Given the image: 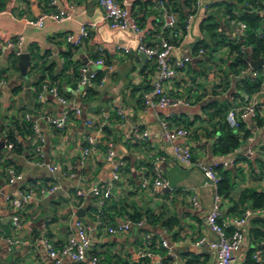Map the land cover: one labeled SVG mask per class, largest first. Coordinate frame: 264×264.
<instances>
[{
	"label": "crops",
	"instance_id": "0c3cea01",
	"mask_svg": "<svg viewBox=\"0 0 264 264\" xmlns=\"http://www.w3.org/2000/svg\"><path fill=\"white\" fill-rule=\"evenodd\" d=\"M121 2L137 14L146 44L157 43L162 36L174 38L173 41L168 39L176 45L174 57L191 58L186 69L165 84L171 92L186 97L190 105L166 109L144 106L143 93L152 88L157 72L147 56L136 51L137 41L132 32L109 26L98 0H56L55 5H51L50 0H0V10L4 11L0 14V71L5 77L0 95V264H56L46 241L56 247L62 246L75 233L78 220L90 228L91 252L102 256L108 264H217L208 246L216 236L206 222L215 190L205 183L201 167L182 165L174 154L173 144L163 142L162 120H167L171 127L185 126L191 130L188 146L195 161L211 165L222 159L234 160L228 167L234 188L229 197L223 198V219L239 216L238 211L243 213L246 208H257L251 198L240 202L244 189L264 193L262 117L261 123L252 118L244 120L251 136L236 152L222 156L214 152L220 135L216 132L219 118H211L215 108H208V104L229 102L234 107L250 97L236 98V77L233 75L229 77L230 87L224 88L222 80L231 63L227 48L212 56L196 51L198 43L208 39V33L200 28L202 18L214 9L199 10L191 30L184 34L179 25L175 29L164 28V10L157 0ZM58 10L66 11L70 18L61 22L50 19L43 27L26 23L28 18H39L43 13ZM86 24L89 36L80 46L70 45L67 35L77 33ZM222 30L230 37L242 34V29L232 21L222 24ZM11 41L15 42L14 47L7 46ZM124 47L129 48V52ZM18 52L31 54L26 75L18 65ZM15 56L17 63L12 60ZM96 57L103 59L105 64L97 66V70L91 65L90 69L102 73V78L86 85L79 100L71 93L72 90L80 92L83 87L74 86L75 70ZM261 66V90L254 95L264 104V65ZM46 68H51L58 76L56 81ZM44 72L45 83L61 84L68 103H62L52 92L39 88ZM69 109L70 118L62 130L45 119L47 115L59 117ZM76 109L80 113H76ZM27 113L32 115L45 138L40 154L27 139H22V153L10 152L5 144L3 127L23 120ZM136 127L149 132L146 142L134 140L132 132ZM238 134L243 136V132ZM89 137L95 138L99 147L82 160ZM183 142V138L176 141ZM109 144L113 145L117 158L126 162L118 180L113 178V165L104 158ZM156 156L164 158L160 166L170 188L153 191L143 188L141 182L144 174L152 176V160ZM39 158L46 164H38ZM8 162L21 174L15 183L7 181L5 164ZM107 183L111 184V195L104 208L106 221L100 225L102 215L100 218L97 198L81 197L76 191ZM51 184H57L58 188L52 193L41 194V188ZM27 189L33 190L34 195L19 212L21 223L16 226L10 199ZM191 195L197 196L198 207L190 201ZM122 207L143 215L149 212L156 220L151 224L145 222L140 230L132 228L127 233L111 234L106 226L128 221L126 213L121 212ZM256 216H264V212ZM256 216L243 226L245 240L235 253L234 264H264L257 263L252 255L261 250L264 262V240H253L251 233ZM146 233L152 234L154 255L144 260L139 252L147 246ZM202 238L207 244L196 245ZM10 240L20 242L12 244ZM62 264H87V261L74 262L64 257Z\"/></svg>",
	"mask_w": 264,
	"mask_h": 264
},
{
	"label": "built area",
	"instance_id": "2783aa9c",
	"mask_svg": "<svg viewBox=\"0 0 264 264\" xmlns=\"http://www.w3.org/2000/svg\"><path fill=\"white\" fill-rule=\"evenodd\" d=\"M99 5L104 10V16L109 26L114 30L129 31L134 34L137 41L136 51L143 53L152 62L157 77L153 82L151 89L143 93V104L146 108H177L180 106L190 105L189 100L180 95H176L166 88L165 84L173 80L180 71L185 70L187 64L191 61L190 57L175 58L174 49L176 45L170 42L163 36L157 43L146 44L145 32L141 26L136 14L127 8L120 0H98ZM158 6L164 10V28L175 29L178 25V17L175 12L167 7L164 0H157ZM213 0H196V7L199 10L208 11ZM51 5L56 4V0H50ZM4 11L0 10V14ZM196 14H189L185 20L184 31L187 34L192 27L193 20ZM70 15L64 10H58L57 12L43 13L39 18H28L26 23L34 27H43L48 20L52 19L57 22L69 19ZM232 23L237 24L242 29V34L247 30L246 23L242 21L232 20ZM89 25H84L77 33L68 34L67 42L72 46H80L84 40L89 36ZM9 47H14L15 42L12 41L7 44ZM126 52H129V48L124 47ZM251 49L250 46L242 47V51L246 52ZM203 53V50H200ZM20 55V53H17ZM103 59L91 60L89 64H83L80 67V86L88 85L95 77L97 72L90 69L91 65L101 66L104 65ZM247 71L255 78L259 76V73L253 68L250 62ZM5 80L0 78V95L2 85ZM43 90H48L56 95L62 103H68L69 100L60 95L57 86L49 88L44 85ZM76 113H80L79 109H76ZM71 110H66L61 116H45L47 122L56 129L62 130L66 128ZM258 115L264 117V104L260 103L259 98L256 95L247 97L245 102L239 106L232 107L227 114V121L232 127H237L240 120L254 119ZM26 120L30 121L33 125V134H30L27 138L28 142L33 146V150L40 154L42 151L45 138L41 134L37 123L33 120L31 114L25 115ZM161 138L164 143L173 144V150L178 161L187 167L199 166L203 169L206 184L210 185L215 190L213 206L209 213L206 215V222L208 228L215 234L216 238L212 242L208 243L209 248L214 252L217 264H234L235 253L241 248L245 240V234L243 231L244 224L253 216L262 214L264 212V206L260 208H246L239 216H233L230 219H223V196L217 193V185L221 179L219 173L216 170L217 166L224 168L230 167L234 164V160L222 159L215 161L211 165H205L202 161H195L192 150L188 146V139L191 135V130L183 126L171 127L167 120L161 121ZM132 136L137 142H146L149 137V132L146 129L134 128ZM178 138H183V143H176ZM12 144L8 145V148H12ZM98 141L89 137L87 144L82 152V160H86L91 152L98 150ZM104 158L107 162L113 165V178L118 180L121 175V170L126 166V162L119 160L116 156V152L112 144H109L105 150ZM164 158L162 156H156L152 160V176L149 177L146 174L142 177L141 186L145 189H151L153 191L159 188H170L168 179L164 176L163 170L160 166V162ZM38 164H46L41 158L36 161ZM51 171L54 168L47 164ZM73 175V174H69ZM21 178V174L18 169L10 167L7 170L8 183H15ZM58 188L57 184H51L50 186L42 187L41 194H49L54 192ZM1 191V188H0ZM76 194L81 197L94 196L97 198V204L99 208V215L104 214V208L107 199L111 195V184L107 183L106 186H95L89 190L78 189ZM33 190L27 189L20 192L19 196L12 197L10 203L13 209V222L16 226H20L19 212L24 208L32 196ZM190 201L196 207L200 205L196 195L190 196ZM103 225V220L98 222ZM136 225L140 229L144 228L145 221L141 220L137 223L127 221L117 226H106V230L111 234L127 233L133 226ZM232 229L229 231V229ZM90 228L82 221L76 222L75 233L71 235L68 240L60 247H56L52 242L46 241V247L52 258L55 259L56 264H62V258L69 257L74 262H84L87 264H108L107 261L100 255L94 254L92 250V239L89 235ZM152 234L146 233L145 240L147 246L139 252L141 259H148L154 255L151 242ZM12 244L20 242V240H10ZM207 244L204 238L196 242V245L201 246ZM166 245V244H165ZM253 258L257 263H264L261 258V250H256L253 254ZM163 264H170L165 262Z\"/></svg>",
	"mask_w": 264,
	"mask_h": 264
},
{
	"label": "trees",
	"instance_id": "16d2710c",
	"mask_svg": "<svg viewBox=\"0 0 264 264\" xmlns=\"http://www.w3.org/2000/svg\"><path fill=\"white\" fill-rule=\"evenodd\" d=\"M164 2L168 8L178 14L180 31L185 34L184 27L187 16L189 14H199L196 7V0H164ZM210 8L214 10L204 15L200 24L201 30L208 33V39L200 41L196 47V51L200 54V50H203V54L212 56L214 52H220L222 49L227 48L228 55L231 57V63L225 70V78L222 80L224 88L230 87L231 80L229 77L233 75L236 77L234 81L237 88V93L235 94L236 98L244 99L246 95L253 96L260 92L262 81L260 76L254 78L247 69L250 62L252 63L253 60L264 57V0H213ZM233 19L246 23L247 30L239 36L230 37V35L222 30V24L227 22L230 23ZM168 39L173 41L174 38ZM246 46H250L251 49L243 52L242 47ZM99 59L101 58L96 57L94 60ZM12 60L13 63H17L16 56L13 57ZM80 67L75 70L74 86L76 88L80 85ZM255 69L258 73H261L263 67L259 66ZM45 71H49L52 80L56 81L58 76L53 74L51 68H46ZM2 72L3 71H0V78L4 79L5 77ZM102 75V73L97 72L96 77L92 81H100ZM45 77L46 74L44 72V75L39 81V88L42 89L44 85H47L49 88L57 86L59 94L63 96L61 84L57 82L47 84L45 83ZM232 107L233 104L229 102L219 103L214 101L208 104V108H215L210 114L211 118H219L216 123V132H220V135L216 139L214 148V152L218 156L230 155L236 152L243 141L251 136L250 131L245 127L244 120H240L237 127H232L227 121V114ZM260 117L261 115H258L254 119L261 123ZM262 120L264 121V117H262ZM3 129L5 132L4 139L6 146L8 147L9 144L13 145L12 148H9L10 152H24L22 139L26 140L30 134H33L32 123L26 120L24 116L23 120L12 122L9 124L8 128L4 126ZM239 132H243V136H240L238 134ZM10 167L14 166H11L9 162L5 164L6 171ZM216 170L221 177L216 191L222 195L223 198L229 197L234 188L232 172L229 168H224L221 165L217 166ZM247 198L253 199L255 207L257 208L264 206V193L257 192L254 189H244L239 200L241 202ZM237 205L239 204L237 203ZM121 212H125L128 220L133 223L143 220L151 224L156 220V216L151 215L149 212H147L146 215H143L137 210L128 212L126 207H122ZM238 213L242 214V211H238ZM102 220L103 222L106 221L104 214L102 215ZM253 224L254 228L251 231L253 240H264V216L254 217ZM113 226H117V224ZM231 230L230 228L229 231Z\"/></svg>",
	"mask_w": 264,
	"mask_h": 264
},
{
	"label": "water",
	"instance_id": "95a60500",
	"mask_svg": "<svg viewBox=\"0 0 264 264\" xmlns=\"http://www.w3.org/2000/svg\"><path fill=\"white\" fill-rule=\"evenodd\" d=\"M30 64H31V54L30 53H22L19 55L18 65L23 75H26L27 69ZM261 65H264V57L252 61L253 68H257L258 66H261ZM133 228L135 230H140V228L136 225H134Z\"/></svg>",
	"mask_w": 264,
	"mask_h": 264
},
{
	"label": "rangeland",
	"instance_id": "374dc122",
	"mask_svg": "<svg viewBox=\"0 0 264 264\" xmlns=\"http://www.w3.org/2000/svg\"><path fill=\"white\" fill-rule=\"evenodd\" d=\"M93 69L94 70H97L98 67L97 66H93ZM84 90H85V86H83L81 88V91L80 92H76L75 90H72L71 93H73L76 96V98H78L79 100H81L82 99V93H83Z\"/></svg>",
	"mask_w": 264,
	"mask_h": 264
}]
</instances>
